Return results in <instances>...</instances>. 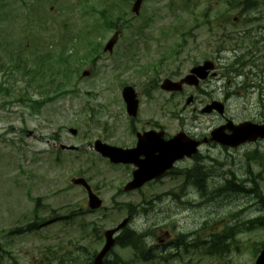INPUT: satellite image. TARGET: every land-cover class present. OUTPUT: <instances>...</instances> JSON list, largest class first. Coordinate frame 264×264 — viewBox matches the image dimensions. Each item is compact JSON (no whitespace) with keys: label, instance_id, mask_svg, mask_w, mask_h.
Here are the masks:
<instances>
[{"label":"rangeland","instance_id":"374dc122","mask_svg":"<svg viewBox=\"0 0 264 264\" xmlns=\"http://www.w3.org/2000/svg\"><path fill=\"white\" fill-rule=\"evenodd\" d=\"M133 2L0 0V264H70L73 256L85 262L102 247V231L128 216L127 203L135 211L128 227L145 233L152 256L143 262L129 248L114 246L109 260L254 264L253 252L264 247V226L246 231L241 224L262 213L255 195L246 191L257 184L264 195V140L229 149L203 146L201 191L182 186L175 173L142 193L118 192L130 168L111 166L88 150L96 139L122 146L131 142V121L121 97L126 84L139 97L136 127L158 117L161 109L169 133L179 128L208 133L220 119L217 113L200 111L210 94L225 103L229 118L263 119L264 87L261 91L258 80L264 82V41L258 38H264V0L241 16L237 0H143L137 16L131 11ZM87 6L105 10L116 25L102 26L93 8L82 14ZM114 35L112 50L104 52ZM181 40L183 48L175 51ZM95 45L97 51L86 55ZM59 55L61 62L56 61ZM216 57L221 58L215 66L218 75L204 84L209 95L198 93L192 105L167 95L151 102L152 80L158 85L165 77L178 79L193 64ZM24 63L37 71L21 74ZM84 69L90 73L81 76ZM71 72V83L56 87ZM26 96L46 101L33 110ZM60 144L84 152L61 149ZM77 176L94 187L102 208L88 210L86 192L70 183ZM228 180L236 184L233 191L224 189ZM36 198L42 208L38 218L49 223L14 234L34 219ZM231 225L234 237L222 255L200 252L196 242ZM181 233L185 237L175 248L171 242Z\"/></svg>","mask_w":264,"mask_h":264},{"label":"water","instance_id":"95a60500","mask_svg":"<svg viewBox=\"0 0 264 264\" xmlns=\"http://www.w3.org/2000/svg\"><path fill=\"white\" fill-rule=\"evenodd\" d=\"M140 3H141V0H136L135 3L133 4L132 10L135 13L138 11ZM112 44H113V41H110L107 44L106 49L110 50L112 47ZM203 68L204 67H199L195 71L199 73ZM123 97L127 103V110L129 114L134 115L136 112V107H137L136 94L131 88H126L123 90ZM218 110L221 111V108H219ZM227 128H229L232 131L230 135H224V134L222 135L220 129H217L213 132V137L222 144L235 146L239 143L249 141L252 139H256L257 137H261V138L264 137V124H254L251 122H243V123H240L239 125H233L231 123L227 125ZM221 129H223V127ZM186 146H187L186 143L184 141L182 142L179 139H177L176 141L167 142L165 145V150H166V155H167L166 156L167 159H165L166 166L170 165L171 162L175 158L183 155L184 153H188L189 150L186 149ZM95 148L103 156L110 157V159L114 162H119V161L128 162L131 159L130 155H128L127 153L128 152L127 150H122L116 147L108 146L106 144L100 143L99 141H96ZM135 179L138 182H141L136 177ZM134 180L128 183L125 189H130L132 187H135L132 185ZM71 182L73 184L83 185L87 189L88 194H89V206L91 208H97L100 206L101 201L91 192L90 187L86 184L84 179L76 178V179H72ZM135 185H139V184L137 183ZM122 225L123 223L120 224L118 228L121 227ZM114 231L115 230H110L106 232V238H107L106 244L103 247V249L94 258L93 264H103V257L114 242V240L112 239V234ZM256 264H264V252L258 258Z\"/></svg>","mask_w":264,"mask_h":264},{"label":"trees","instance_id":"16d2710c","mask_svg":"<svg viewBox=\"0 0 264 264\" xmlns=\"http://www.w3.org/2000/svg\"><path fill=\"white\" fill-rule=\"evenodd\" d=\"M239 2L241 3V5H242V7H240L241 8V10H240V14L242 13V12H244V11H247V10H251V9H253L254 7H255V4L256 3H258V1L257 0H237V4H239ZM95 11H97V10H95ZM106 11H103V12H101L100 13V15H101V17H102V22H104V25L106 26V27H110L112 24H113V17H111V15H109V17H107L106 16ZM117 16V15H116ZM121 18L119 17L118 19H116V20H120ZM97 51V49L96 48H90V51H88L87 53H86V55L88 54L89 56L93 53V52H96ZM62 60H64V57L62 56V55H59L57 58H56V61L57 62H61ZM19 65H21V64H19ZM39 66H41V64L39 65H37V67H39ZM21 68L23 69V71L25 72V73H31V71H32V73H34V71H37L36 69H30L29 67H27V65H26V63H24L22 66H21ZM66 74V73H65ZM63 74V79L64 80H61L62 79V77H61V79L60 80H58L57 81V83H56V87H58V88H61L64 84H66V82L68 81V79H69V75L68 74ZM67 79V80H66ZM65 86V85H64ZM48 99H52V98H48ZM46 101V100H45ZM45 101H43V100H41V101H39V100H34L33 101V106H34V109H36V108H38V107H40V106H42L44 103H45ZM200 174V170H196V171H192V173H191V177H193V178H196L198 175ZM201 175V174H200ZM227 186H229L228 188L229 189H231L230 187H236V184L232 181L231 183H230V185L228 184ZM234 189L232 188L231 189V191H233ZM257 198H258V200H260L261 202H264V200H263V198L262 197H260L259 195L257 196ZM35 210H37V208L35 207ZM255 221H257L256 219L255 220H253V223L255 224V223H258V222H255ZM137 238H139L138 236L136 237L135 236V234H133L132 232H130V231H128V230H126L125 231V233L123 234V235H121L118 239H117V243H119V244H121V245H123V246H128V245H131L130 243L131 242H133V240L135 241V240H137ZM73 264H91L90 263V260H86L85 262L83 261V260H79V259H76V260H74V263Z\"/></svg>","mask_w":264,"mask_h":264},{"label":"flooded vegetation","instance_id":"af4514ba","mask_svg":"<svg viewBox=\"0 0 264 264\" xmlns=\"http://www.w3.org/2000/svg\"><path fill=\"white\" fill-rule=\"evenodd\" d=\"M217 74V71L214 73V75H216ZM205 83V80L204 81H201V85H200V87H197V88H195V87H193V86H189V85H185L184 87H185V89L186 88H194L195 89V91H197V90H201L202 89V85ZM184 87H183V90H184ZM183 90L181 91V92H183ZM213 99H215V96H213L212 94H210L209 95V101H211V100H213ZM224 119H226V117H224V116H222ZM151 124V123H150ZM150 129H155V130H162L161 129V127L160 126H156V125H154V124H152V126H149L148 127V130H150ZM136 130L134 131V134H136ZM189 136H191L190 134H188ZM194 136H196V134L194 135ZM194 136H192V137H194ZM164 137H166V134H164ZM203 138V137H202ZM202 138H200V139H202ZM140 157H142L141 155H140Z\"/></svg>","mask_w":264,"mask_h":264}]
</instances>
